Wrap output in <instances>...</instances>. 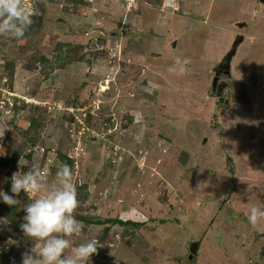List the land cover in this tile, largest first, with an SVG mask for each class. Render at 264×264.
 Wrapping results in <instances>:
<instances>
[{"label": "rangeland", "instance_id": "374dc122", "mask_svg": "<svg viewBox=\"0 0 264 264\" xmlns=\"http://www.w3.org/2000/svg\"><path fill=\"white\" fill-rule=\"evenodd\" d=\"M133 1L24 0L35 29L0 36V191L23 167L51 181L60 152L84 226L73 243L99 242L88 264H264V223L247 218L264 207V2L176 0L183 14L161 19ZM22 220L0 217V264L31 254Z\"/></svg>", "mask_w": 264, "mask_h": 264}, {"label": "clouds", "instance_id": "9594fccd", "mask_svg": "<svg viewBox=\"0 0 264 264\" xmlns=\"http://www.w3.org/2000/svg\"><path fill=\"white\" fill-rule=\"evenodd\" d=\"M161 8L177 10L179 4L176 0L166 4L164 0ZM31 23V14L24 6V0H0V36L22 39ZM226 76V79L231 78V69L230 75ZM227 86V82L224 87L221 86L222 91ZM212 91L216 93V84L212 86ZM11 192L12 195H9L0 191V199L9 207L20 203L16 197L21 193L31 201L24 205V222L20 228L34 243L31 254L22 253V264H88L90 258L97 253L99 242L94 238L79 244L73 243V238L83 235L84 226L75 215L79 200L72 167L61 164L51 181L38 170L13 173ZM247 218L253 227L264 223V207L253 205Z\"/></svg>", "mask_w": 264, "mask_h": 264}, {"label": "trees", "instance_id": "16d2710c", "mask_svg": "<svg viewBox=\"0 0 264 264\" xmlns=\"http://www.w3.org/2000/svg\"><path fill=\"white\" fill-rule=\"evenodd\" d=\"M75 1H84V0H75ZM143 1V0H142ZM148 1V3H150V9L151 8H153L154 7V9H151L152 11H157V12H159V14H158V17H160L161 19L162 18H165V15H176L177 13H180V15L181 14H183L182 13V11H181V9H180V7H179V9H177V10H171V9H168V8H166V9H163V10H160L161 9V7H162V4H163V1L164 0H159L160 1V4H157L158 6H155V0H147ZM146 1V2H147ZM123 2H124V0H123ZM139 2H141V0L139 1ZM157 2V1H156ZM140 6H142V3H141V5ZM130 11H132L131 9H130ZM140 10L138 9V12H139ZM161 12V13H160ZM165 13V14H164ZM130 15V18H131V16H134V15H131V14H129ZM143 16H141V17H138V18H136V20H134V21H137V20H141V21H145V19L144 18H142ZM127 18L128 19H130L128 16H127ZM127 20V19H126ZM132 22V21H131ZM135 23H131L130 24V26H133ZM129 26V25H128ZM30 29H35V26H30V27H28L27 28V30H26V32H25V34L30 30ZM42 60H44V58L42 57L41 58ZM45 61V60H44ZM33 141H31V144H32V146L33 147H35V144L34 143H32ZM33 150H35V148H32ZM55 152V151H54ZM31 155H32V153H28V154H23V153H20V152H17V153H14L13 155H11L8 159L9 160H11V161H14V162H16V161H18L19 159H21V157L23 156L24 158H26L27 160H29L30 158H31ZM57 155H58V159L63 163V164H67V165H69L70 167H72V159H70V158H68L65 154L63 155L62 153H60V152H57ZM7 162H8V160L7 159H5L4 157H1L0 156V166H3V165H6L7 164ZM24 168V170L25 171H29V169L28 168H26V167H23ZM12 195V194H11ZM16 199H18L19 201H20V203H22V205L24 206L26 203H27V196H25V194L23 195L22 193L20 194V196L19 197H16ZM17 204L16 206H13V207H9L8 205H6L4 202H3V200L2 199H0V217L1 218H3L4 220H7L8 222H11V223H13V222H16L18 219H20V220H22L21 219V217H22V215L24 214L21 210H20V207L22 206L21 204ZM81 219H83L84 220V218L83 217H81ZM114 223H120V224H127V223H131L132 225H138L139 223H135V222H130V221H121V220H118V219H115V220H112ZM22 223L24 222L23 220L21 221ZM198 244H199V242H198ZM195 257V256H194ZM194 259V258H193ZM187 260H188V257H187ZM189 261V260H188ZM192 261V260H191Z\"/></svg>", "mask_w": 264, "mask_h": 264}, {"label": "water", "instance_id": "95a60500", "mask_svg": "<svg viewBox=\"0 0 264 264\" xmlns=\"http://www.w3.org/2000/svg\"><path fill=\"white\" fill-rule=\"evenodd\" d=\"M264 2V0H262ZM246 24L245 23H237L238 28L244 27ZM243 41V37L241 35H238L232 44V47L230 50L223 56L221 59L220 63L217 65L216 70H215V77L213 78L212 81V86L214 87L220 73H224L226 75H230V69H231V62L233 57L236 55V49L237 46ZM175 43H173L174 46ZM222 87L225 86V83L221 84ZM8 176H10V173H8ZM198 242L193 241L189 244V255H188V260L191 261L193 260L194 256L197 254L198 251Z\"/></svg>", "mask_w": 264, "mask_h": 264}, {"label": "flooded vegetation", "instance_id": "af4514ba", "mask_svg": "<svg viewBox=\"0 0 264 264\" xmlns=\"http://www.w3.org/2000/svg\"><path fill=\"white\" fill-rule=\"evenodd\" d=\"M216 67H217V66H216ZM216 67L213 69L214 71L216 70ZM224 78H228V77L222 72V73L220 74V76H219L217 82H216V89H217L216 93L219 94V95L222 93L221 84L225 82V81H224ZM225 83H226V82H225Z\"/></svg>", "mask_w": 264, "mask_h": 264}, {"label": "built area", "instance_id": "2783aa9c", "mask_svg": "<svg viewBox=\"0 0 264 264\" xmlns=\"http://www.w3.org/2000/svg\"><path fill=\"white\" fill-rule=\"evenodd\" d=\"M165 1H166V4H168V3H170V2L173 1V0H171V1H170V0H165ZM10 92H11V91H10ZM10 92H9V93H10ZM12 95H13V94L10 93V96H12ZM13 104H14V102H13ZM13 104H11L10 106H13ZM69 110H71V109H69Z\"/></svg>", "mask_w": 264, "mask_h": 264}, {"label": "bare ground", "instance_id": "6f19581e", "mask_svg": "<svg viewBox=\"0 0 264 264\" xmlns=\"http://www.w3.org/2000/svg\"><path fill=\"white\" fill-rule=\"evenodd\" d=\"M260 2V1H259ZM264 7V6H263ZM260 9V8H259Z\"/></svg>", "mask_w": 264, "mask_h": 264}, {"label": "crops", "instance_id": "0c3cea01", "mask_svg": "<svg viewBox=\"0 0 264 264\" xmlns=\"http://www.w3.org/2000/svg\"><path fill=\"white\" fill-rule=\"evenodd\" d=\"M144 1V0H143ZM150 4V3H149ZM238 23V22H237Z\"/></svg>", "mask_w": 264, "mask_h": 264}]
</instances>
